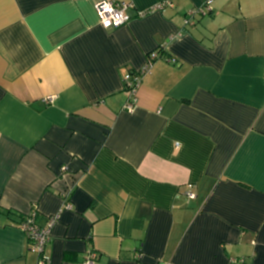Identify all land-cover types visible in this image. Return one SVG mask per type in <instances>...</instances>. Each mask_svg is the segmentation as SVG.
Masks as SVG:
<instances>
[{"label": "crops", "instance_id": "0c3cea01", "mask_svg": "<svg viewBox=\"0 0 264 264\" xmlns=\"http://www.w3.org/2000/svg\"><path fill=\"white\" fill-rule=\"evenodd\" d=\"M100 1L0 0V264H264V0Z\"/></svg>", "mask_w": 264, "mask_h": 264}, {"label": "built area", "instance_id": "2783aa9c", "mask_svg": "<svg viewBox=\"0 0 264 264\" xmlns=\"http://www.w3.org/2000/svg\"><path fill=\"white\" fill-rule=\"evenodd\" d=\"M214 0H203L202 7L193 10L187 18H185V24L193 23L195 21L196 15H207L213 10ZM166 6H173L168 0L158 2L151 10H162ZM98 16L100 18L101 25L106 28L119 27L126 24L129 21V16L126 14L128 4L124 2L104 0L100 1L95 6ZM149 11H140L139 16L144 17ZM158 53H153L149 61L142 67V69L137 73H127L124 77L125 91L129 94V100L126 104V109L129 112L134 110L137 103V90L141 84L144 76L151 73L153 67V59L157 58ZM53 98L47 99V102H53ZM64 167V170H67ZM186 195L189 198H195V192L190 189L187 191ZM68 196V194H66ZM70 205V203H68ZM38 213L34 208L29 214L25 215L22 222L19 224L20 228L25 232L30 248L35 252L38 257L37 264H50V256L47 254L48 244L51 239V229L54 225V221L50 220L45 226H41L38 223ZM98 260V253L96 251H90L82 264H96ZM230 264H246L244 257H232Z\"/></svg>", "mask_w": 264, "mask_h": 264}, {"label": "trees", "instance_id": "16d2710c", "mask_svg": "<svg viewBox=\"0 0 264 264\" xmlns=\"http://www.w3.org/2000/svg\"><path fill=\"white\" fill-rule=\"evenodd\" d=\"M6 214L9 215V212H7ZM15 217H16L15 223L20 224L22 222V220L24 219L25 215L16 214Z\"/></svg>", "mask_w": 264, "mask_h": 264}]
</instances>
